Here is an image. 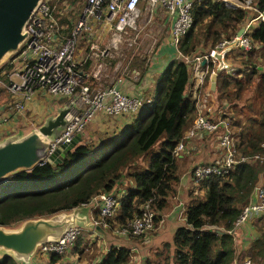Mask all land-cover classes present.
Wrapping results in <instances>:
<instances>
[{
    "label": "trees",
    "instance_id": "obj_1",
    "mask_svg": "<svg viewBox=\"0 0 264 264\" xmlns=\"http://www.w3.org/2000/svg\"><path fill=\"white\" fill-rule=\"evenodd\" d=\"M77 1L80 6L85 2H53L59 8L61 4L72 5ZM249 1L251 8L230 6L223 0H192L191 25L175 46L184 56L202 55L216 43L229 40L240 26L248 25L245 36L251 48L248 51L238 48L236 64L232 62L234 54L224 56L226 60L229 58L230 69L216 75L215 98L207 89L212 69L210 60L204 64L205 72L198 88L203 103L208 105L214 99L227 112L228 107L235 109V102L241 98L250 79L255 77L257 90L252 92L258 99L257 104L253 97H247L233 114L227 112L234 149L240 157L264 152L261 145L264 143V21L257 17L258 13L264 16V0ZM253 19L256 21L250 23ZM170 47L173 50V46ZM259 65H263L261 70ZM191 78L189 63L180 58L168 59L157 76L154 94L144 98L145 105L131 113L116 133L83 130L80 140L75 141L55 165L43 160L29 170L7 175L0 181V226L12 227L25 219L67 212L99 192L115 193L123 173L132 185L124 188L113 217L101 218L93 212L97 227L105 228L110 222L111 226L126 225L146 201L157 221L158 212L165 207L167 198L172 197L178 185L176 162L186 155L172 154V149L191 126L195 112V97L185 94ZM154 145H157L156 149H153ZM144 155H147L145 167H139L138 163L139 166L134 165ZM261 167L239 161L225 175H208L192 184L201 196L196 197L197 192L189 191L194 197L183 209L184 223L177 225L170 242L162 245L172 248L170 254L161 255L162 264H231L234 253L231 233L247 220L236 227L233 223L250 200ZM262 218H250L256 219L254 225L258 233L250 242L249 248L254 254L252 260L264 254V224L258 225ZM76 239L74 245L62 253L48 254L49 264L63 258L62 254L71 247L80 253L82 246L79 247ZM135 253L138 254L130 251L128 246L112 245L95 264H136L134 259L131 262ZM0 264L17 262L2 255Z\"/></svg>",
    "mask_w": 264,
    "mask_h": 264
},
{
    "label": "built area",
    "instance_id": "obj_2",
    "mask_svg": "<svg viewBox=\"0 0 264 264\" xmlns=\"http://www.w3.org/2000/svg\"><path fill=\"white\" fill-rule=\"evenodd\" d=\"M53 1H39L23 27L26 32L25 38L7 62L12 66L10 74L18 79V83L10 80L8 89L12 93L22 94L20 99L23 103L16 108L18 113L25 110L36 92L46 95L54 102L66 100L61 106L69 107L64 117L65 125L59 128L56 135L49 141L47 153L58 145L68 143L75 134H81L95 113H105L113 120L128 116L125 120L127 122L131 113L142 107V102H144L140 92L135 94V92H124L119 89L118 85H121L123 81L120 77L102 89L91 88L90 79L99 78L98 71L103 69V61L110 57L109 51L111 50L108 46L98 49L90 44L88 52L78 55V40L82 37L86 40L94 37L93 31L90 30L91 26L94 23L103 22L108 25L113 35H119L134 28L135 22L142 14L149 17L154 16L155 12L161 8L172 18L168 36L170 44L175 49L178 39L191 25L190 6L192 3V0H85L74 24L72 22L68 24L60 18L62 13L59 14L61 11L56 8ZM248 3V0H245L244 7L251 8ZM61 6L64 10L69 7L68 4H61ZM257 17L264 21L261 13H258ZM247 27L246 24L243 33L238 36L239 46L237 48L244 51L251 48L250 41L245 36ZM234 39L233 35L229 40L216 43L207 53L192 57L184 56L175 49V59L180 58L191 65L193 78L188 86H191V96L196 99V107L191 126L174 145L172 154L177 156L189 154L199 146L202 148L204 144H212L220 152L217 159L191 167L189 175L193 185L208 175L227 174L229 169L239 161L252 164L264 163V152L251 157L238 156L234 149L230 119L224 107L218 111L217 107L212 104L206 105L200 100L198 88L205 72L204 64L208 60L211 61V73L215 64L212 59L214 50H220L226 44L232 43ZM113 44H115L114 37L110 39V46L113 47ZM96 57L100 62L94 65V70L91 73L84 70L83 65L87 59ZM201 60H204L203 64ZM4 119H7L6 116H0V130L4 127ZM6 131L8 132L3 135L14 134L13 129L6 128ZM261 145L264 150V143ZM191 190L192 193L196 192L193 186ZM122 192H99L87 202L79 205L89 204L96 210L99 217L110 218L119 206L118 199ZM263 215L264 183L257 181L252 189L250 200L240 210L233 226L236 227L244 220ZM155 216L149 201H146L140 205L138 213L126 225L116 226L113 231L121 237L145 239L156 228L158 221H154ZM80 229L81 227L77 224L69 226L56 240L37 245L35 253L47 255L62 253L71 246ZM244 264L256 263L246 260ZM261 264H264V257Z\"/></svg>",
    "mask_w": 264,
    "mask_h": 264
},
{
    "label": "rangeland",
    "instance_id": "obj_3",
    "mask_svg": "<svg viewBox=\"0 0 264 264\" xmlns=\"http://www.w3.org/2000/svg\"><path fill=\"white\" fill-rule=\"evenodd\" d=\"M225 1L230 6L240 5L244 7V4H245V1L241 3L237 2L236 0H225ZM248 2H249L248 4H250L249 0ZM78 3L79 2L77 1L75 4L69 5V7H67L66 10H64L61 5L59 8H57L59 9V11H61L59 12V14L62 13V15L60 16L62 21L67 22L68 24H70L71 22L74 24L76 17L79 15L82 9L81 7L83 6V4L80 6V4ZM155 13L156 14L154 16H150V17L145 14H142L135 22L134 28L132 29L130 28L125 33H121L119 35H113L111 30H109L108 25L103 24V22L100 24H98V22L94 23L90 28V30H92L94 33V37L91 38L90 40H86L83 37L78 40L77 42L78 55L88 52L87 50L89 49L88 47L90 44L97 47L98 49L107 48V46L111 49L109 51L110 57L106 58L103 61V69L102 70L99 69L98 71L99 78L90 79V86L92 89H102L106 86H109L119 77L126 80L127 83L137 86V84L139 83L141 84L143 82L144 73L147 71L146 68H150L151 66L157 67V64L154 63L155 61L159 64H162L160 72L163 70V67L166 61L165 60L159 61L160 57H159V54L157 57L156 52L159 51V47L161 43H164L165 40L167 41L169 40L168 39L169 36H168V30H167V22H164V17H166L165 12L163 11V9L160 8ZM161 14H162V18L159 19ZM156 22H157V25H156ZM112 37H114V42H115V44H113V47L110 46V39ZM229 53L234 54V57H232V62L234 61V63L236 64V60H237L236 56H238V49L236 48L234 51H230ZM11 55L12 54L6 55L0 61V116H3V117L8 116L9 120L10 119L13 120V123L10 124L8 128V129H13L14 130L13 133L25 134L31 129L37 128L33 124L34 122L33 118L43 112L42 107L47 109V107L54 108L55 105L62 106L66 102V100L62 99V101L54 102V100H51V99L49 100L46 95H41L40 93L36 92L34 95V101H35L34 111L32 110L31 106L30 108H28L27 106L25 107L24 111H20L18 113V111H16V108H18L19 104L23 103L22 99H20L22 98V94L19 92L12 93L8 89V84L10 80L18 83V79L16 77H13L10 74L12 66L7 63ZM228 61H229V58H228ZM98 62H100V60L97 59V57L87 59V61L83 65V69L91 73V71L94 70L93 69L94 65L97 64ZM259 67L263 68V65H259ZM4 71H5V74H4ZM255 90H257L256 84H255V77L254 78L252 77L250 81L248 82L246 89L243 90L241 98L235 102L236 103L235 109L228 107L227 112L230 114H233L235 110H237V107L243 104L242 101L245 98L247 97L254 98L253 96L254 94L252 91H255ZM211 93L213 94L215 98L214 91H211ZM185 94L188 95L189 97H192L191 89H189V86L186 87ZM218 101L221 102L222 100H218ZM215 102L217 101L212 99V102L209 103L208 105L212 104L214 107H217L219 111V109H221L223 106L216 104ZM254 102L257 104L258 99L254 98ZM224 104L225 102H223V105ZM144 105L145 103L142 102V106ZM51 114L54 115L55 112L53 111ZM44 119L45 118H43V120ZM112 132L113 131L111 132L108 131L109 135ZM156 147L157 145H154L153 149H156ZM200 152L202 153L209 152L208 154H209L210 161L217 159L216 157L220 153L219 151H216V149L213 147L212 144H209V145L204 144L202 148L199 146L198 148L195 149L194 152L186 154L187 155L186 159L189 162H192L191 165L197 163L198 161L193 162L192 160H190V157L188 155H191L193 153L198 154ZM146 158H147V155L142 156L136 161L134 165L138 163L140 165L139 166L137 164L139 167L141 168L145 167ZM176 165L178 167L179 161L176 162ZM253 165L263 166L261 167L262 170L260 171V174L258 176V181L260 183H264V163L255 162ZM125 171H122V172H125ZM126 180L132 182L130 179H126ZM194 188L196 190V186H194ZM196 192H197L196 197H200L201 192L198 190H196ZM262 217L263 218L258 221L259 226H263L264 224V215ZM19 223H17L15 226L8 227V228H16L20 225ZM110 226H111V222L107 226L109 229L107 227L102 228L103 240L105 239L103 244L96 245L95 241L97 240V237H95L91 243L93 244L92 246H90L91 249L87 248L86 250L85 249L83 251L81 250L80 253H76L74 252V250H72V247H71L62 254L63 257L65 255V257H70L71 259L70 260L67 259L65 263L63 261H60L59 264H95V263H92V261L94 260V258H96L99 255V251H97L98 249H103V250L107 249L108 245L110 244L109 242H112L113 239H114V243L123 242V240L121 239L122 237L118 236L113 231L116 228V225L114 226L112 225L111 227ZM153 231H151L145 239L132 238L133 240L132 243L139 245L140 249L136 251L138 255H136V257L133 256L131 262H133V259H134L136 263L143 264V261L149 260L148 256L150 255V253L147 252L145 246L149 242L146 239L150 237ZM84 235H85V232H82V230L80 229L79 234L76 236L77 238L76 240H79V244H81L80 240L82 241V238L84 237ZM85 242L87 243V241ZM74 243L75 241L72 243V245H74ZM112 245L113 244H111L110 246ZM79 247H81V245H79ZM161 255L162 253L160 254V256ZM263 257H264V254L262 255V257L260 256L259 258L263 259ZM127 264H132V263H127Z\"/></svg>",
    "mask_w": 264,
    "mask_h": 264
},
{
    "label": "water",
    "instance_id": "obj_4",
    "mask_svg": "<svg viewBox=\"0 0 264 264\" xmlns=\"http://www.w3.org/2000/svg\"><path fill=\"white\" fill-rule=\"evenodd\" d=\"M40 0H0V61L17 51L26 36L23 27ZM244 31L240 26L232 43L220 50H214L215 61L209 74L208 87L215 89L216 75L230 66L224 56L239 46L238 36ZM204 60H201V64ZM69 107L59 108L53 116L45 118L35 129L25 134H10L0 140V181L18 170H29L41 161L55 165L61 160L71 145L80 140L81 134H75L68 142L56 146L49 153V141L57 130L65 125V115ZM84 218L77 212H59L48 217L25 219L16 228L0 226V253L10 256L15 261L26 263L37 245L56 240L69 226Z\"/></svg>",
    "mask_w": 264,
    "mask_h": 264
},
{
    "label": "crops",
    "instance_id": "obj_5",
    "mask_svg": "<svg viewBox=\"0 0 264 264\" xmlns=\"http://www.w3.org/2000/svg\"><path fill=\"white\" fill-rule=\"evenodd\" d=\"M166 17H164V22H167V30L171 24V20L172 18L167 15L165 13ZM162 18V14L160 16L159 19ZM250 23H254L255 20H250ZM157 25V22H156ZM169 39V38H168ZM172 46L169 42V40H165L164 43H161L160 47H159V51H157V57L159 54V61L161 60H165L168 61V59L172 60L175 58L176 56V52L175 49L173 48V50L171 49ZM167 59V60H166ZM225 61H228L224 58ZM155 64H157L156 66H151L150 68H146L147 71L144 73V78H143V82L140 84H137V86L132 85L130 83H127L126 80H123L121 85H118L119 89H122L124 92H130V93H134L135 94L137 92H140V96L142 98H146V97H150L154 94V90H155V85H156V79L157 76L161 70V66L162 64L157 63L156 61L154 62ZM259 70H261L262 68L258 67ZM150 72V73H149ZM156 78V79H155ZM192 78H193V73H192ZM191 80V79H190ZM189 85V84H188ZM191 88V86L189 87V89ZM35 101H34V97L30 100V102L27 104L28 108H30V106L32 107V110L34 111V107H35ZM60 106V105H59ZM57 105H55V109L54 108H50L47 107L43 108V112L37 116H35L34 119V126H37V124L41 123V121L43 120V118H47L49 116H53L51 113L55 110V112L61 108V106L59 107ZM7 119H4V127L2 130H0V140L10 134H6L3 135V133H7L8 131H6V128H9L10 124L13 123V120H9L8 116H6ZM130 118V117H129ZM124 119V120H123ZM128 119V116H122L120 117L118 120H113L111 118V116H108L105 113H95L94 116L91 118L90 121H88V123L85 126V131H91L94 130V133L97 132H108V131H113L112 133H116L118 131V127L120 125H122L125 120ZM19 132V131H18ZM218 151V150H216ZM209 152H200L198 154H191L188 155L190 157V160H192L193 162H197L195 164H199V163H207L210 162V158H209ZM187 155H182V157H180L178 159L179 161V165H178V172H179V180H178V185L175 186V193L172 195L171 198H167V202L165 207L158 212V219H157V224H156V228L155 230L151 233L150 237L146 240H148L149 244L147 243L146 250L148 253H150V255L148 256V261H143V264H162L163 259L160 255H158V253H171V247H167L164 248L162 247L163 244L165 243H169L171 240V237L173 235V231L175 229V227L177 225L183 224L184 223V218H183V209L186 205L187 202H189L190 199H192L193 197L190 196L189 191L191 190L192 187V182L190 180V176H189V170L190 168L195 165H191L192 162H189L186 159ZM181 172V173H180ZM123 173V172H122ZM125 173H123V178H122V182L118 183V185L115 187V192H122L124 190V188H126V186H131L132 182L124 179ZM192 193V190H191ZM192 195V194H191ZM77 212L78 215H80L81 217L84 218V222H77L76 224L79 225L81 227L82 232H85L84 237L82 238L81 242V246H82V251L85 249H91L90 246H92L93 244L92 241L94 240L95 237H97L96 245L99 244H103L104 240H103V236H102V232L103 230L98 228L97 225L95 224L97 222V220H95V218L93 217V212H96V210L94 208H92V206H90L89 204H85V205H77L74 208H72L71 210L67 211V212ZM256 219H248L247 221H245L244 223H242L239 227H237L234 232L231 233L232 235V240H233V257L231 259V264H244V262L246 260L256 263V264H261L262 263V259H260L259 257L252 260L251 257L252 256V252L250 251V242L253 239H256L257 237V231H256V227L254 225V221ZM95 235V236H93ZM92 236V237H91ZM91 237V238H89ZM121 237V236H120ZM101 238V240H100ZM123 240L122 243H114V239L112 240V242H109L110 244L108 245L107 248L110 247L111 244L113 245H123V246H128L130 248V251L136 252L138 249H140L139 245L133 244L132 243V239L131 238H125L122 237L121 238ZM120 240V238H119ZM118 240V241H119ZM87 241V243L85 242ZM152 243V244H151ZM91 244V245H90ZM70 247V246H69ZM106 249H98L97 251H99V255L94 258V260L92 261V263H96L98 262L101 257L103 256L104 252ZM101 252V253H100ZM3 254L0 253V256H2ZM138 255V254H136ZM254 255V254H253ZM8 256V255H7ZM65 257V255H64ZM61 258L60 260H58L57 262H55L54 264H59L60 261H63L65 263V261L67 259H71L70 257H65V258ZM159 258V260H158ZM17 264H49V255L47 254H37L35 253V251L30 255L28 261L26 263L21 262V261H16ZM91 263V262H90ZM139 264V263H136Z\"/></svg>",
    "mask_w": 264,
    "mask_h": 264
},
{
    "label": "flooded vegetation",
    "instance_id": "obj_6",
    "mask_svg": "<svg viewBox=\"0 0 264 264\" xmlns=\"http://www.w3.org/2000/svg\"><path fill=\"white\" fill-rule=\"evenodd\" d=\"M237 47H235L233 50H231V51H234L235 49H236ZM238 49V48H237ZM55 108V107H54ZM54 112H55V110H54Z\"/></svg>",
    "mask_w": 264,
    "mask_h": 264
},
{
    "label": "clouds",
    "instance_id": "obj_7",
    "mask_svg": "<svg viewBox=\"0 0 264 264\" xmlns=\"http://www.w3.org/2000/svg\"><path fill=\"white\" fill-rule=\"evenodd\" d=\"M194 166V165H193ZM191 169V168H190ZM190 176V175H189ZM190 180H191V178H190ZM192 188V187H191ZM97 225V224H96Z\"/></svg>",
    "mask_w": 264,
    "mask_h": 264
}]
</instances>
